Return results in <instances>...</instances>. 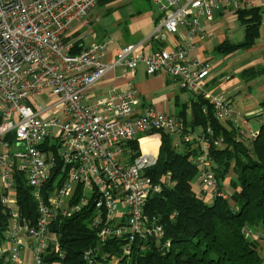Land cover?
I'll list each match as a JSON object with an SVG mask.
<instances>
[{
  "label": "built area",
  "instance_id": "2783aa9c",
  "mask_svg": "<svg viewBox=\"0 0 264 264\" xmlns=\"http://www.w3.org/2000/svg\"><path fill=\"white\" fill-rule=\"evenodd\" d=\"M151 1L158 12L153 31L104 62L106 45L93 43L76 51L67 36L97 0H0L1 203H16L13 191L21 179L31 188L40 213L32 228L20 224L13 228L6 257L10 263L20 264L21 255L24 261L28 253L32 262L44 264L42 254L47 242L57 248L56 239L45 229L58 209L69 217L91 206V225L97 229L98 241L123 240L125 256L133 254L134 246L141 250L148 238H162V226L144 213L148 197L158 191L145 174L155 165L156 156L140 153L129 161L124 150L137 135L175 133L178 124L150 108L138 110L136 90L130 85L93 104H86L84 95L108 72L125 69L132 73L143 62L148 75L165 73L187 91L203 96L210 66L191 52L207 39V25L225 12L255 10L259 33L264 37V0ZM169 37L175 39L168 48L153 52L147 48L152 42L163 45ZM40 97L49 99L50 105L39 104ZM206 100L219 124L231 119L225 96ZM202 113H207L206 108ZM205 133L210 136L212 132L207 128ZM256 136L238 127L236 141H252ZM202 141V153L193 160L199 168L197 184L205 198L226 199L211 171L208 145ZM55 147L59 148L67 177L42 203L40 192L50 179ZM76 188V204L68 207ZM4 252L0 250V257ZM58 257H62L61 252Z\"/></svg>",
  "mask_w": 264,
  "mask_h": 264
},
{
  "label": "trees",
  "instance_id": "16d2710c",
  "mask_svg": "<svg viewBox=\"0 0 264 264\" xmlns=\"http://www.w3.org/2000/svg\"><path fill=\"white\" fill-rule=\"evenodd\" d=\"M111 1L97 0L96 6H105ZM236 14L244 25V40L237 45L223 42L216 47L220 54L251 47L259 40L257 12L242 10ZM197 98L192 113L193 126L186 129L178 124L175 133L157 132L160 146L156 162L145 173L158 186V191L148 197L144 213L162 226V238H148L141 250L134 246L133 254L125 256L123 240L108 239L103 244L98 241L97 229L91 225V206L82 207L69 217L58 209L45 229L49 237L56 239L57 248L47 242L42 263L264 264L258 242L264 241V103L257 117L261 122L257 136L244 143L236 141L237 130L229 121L222 125L216 121L208 100ZM202 108H206V114L202 113ZM198 128L197 139L190 136L186 141V136L198 132ZM207 128L212 132L210 136L205 133ZM201 139L208 145L211 171L218 189H224L223 185L227 184L224 193L230 196L226 199L216 197L206 203L204 196L197 194L201 193L196 181L199 168L193 160L202 151ZM219 139L222 142L219 143ZM124 152L129 161L137 157L140 154L138 140L128 141ZM52 156L54 167L40 192L42 203L48 201L50 193L60 188L67 177L58 147L52 150ZM193 185L198 186L197 192ZM15 190L14 205L2 204L0 197V250H5L0 264H12L6 257L13 228L18 224L32 228L40 216L31 188L18 179ZM77 192L76 188L68 207L76 204ZM166 242L167 247L163 246ZM60 252L61 258L58 257Z\"/></svg>",
  "mask_w": 264,
  "mask_h": 264
},
{
  "label": "crops",
  "instance_id": "0c3cea01",
  "mask_svg": "<svg viewBox=\"0 0 264 264\" xmlns=\"http://www.w3.org/2000/svg\"><path fill=\"white\" fill-rule=\"evenodd\" d=\"M103 7L104 6H96L95 8ZM151 8L154 9V7L150 5V7L143 14H131L132 9L130 8V12L127 11L120 14V17L123 18L121 21L116 22L113 20L114 25H119L123 22H129L133 26L143 24L144 27L142 30H140L138 27L134 29L123 27L120 29L117 28L113 34H108L107 32L106 35L100 36V32L95 33L93 31L92 25H90L89 22L86 23L89 15L88 13L82 21L73 25L67 35L68 39L75 44L76 51L93 43L96 45H106V54L103 61L109 62L112 60L118 50L124 46L138 43L139 41L145 39L153 31L155 22L158 19V13L152 12ZM130 14L132 17L128 18ZM110 17H112V15H109L107 19ZM220 17L221 16H218L216 18ZM97 19L98 17L96 20ZM219 28L220 21L217 23H209L206 27V32L208 34L206 40L211 41L213 38V33L219 30ZM259 35V40L254 45L249 47L248 53L257 52L258 57L261 58L259 59L261 63L259 62L254 67L252 66L243 69V72L240 75L242 81L245 83L252 82L253 87H255L254 95H251L249 92V87L247 89L248 94H245L243 97L244 102H249L247 106H241L237 102V97L241 93L239 88H237L238 84L228 85L226 90L222 91L224 93L216 95L215 92L217 90L214 88L224 81L229 82L230 76L227 74V70L229 67L231 68L236 61L228 62L226 60H222L220 57L217 60L210 56L205 57L207 54L204 46L206 40L193 51L197 56L196 58L208 63L210 66L209 75L203 86V96H197L187 91L177 81L172 80V78H170L165 73L148 75L146 72V65L143 62H140L132 73L125 69H116L108 72L104 78H102L97 84H95L85 93L84 102L86 104H93L97 100L107 99L114 92L117 94L130 85L136 90L135 99L138 110L142 111L146 108H150L156 113L172 117L177 124H181L186 129H189L190 126H193L191 123L193 119L192 113L193 107L196 106V100L198 99L197 97L211 99L215 96L223 95L228 99L231 108L232 117L231 120H229V124L236 128L237 131L238 127L239 129L246 131V134L258 133L259 127L258 129H254L253 126H250V123L259 124L257 117L261 112V105L264 103V37L261 36L260 33ZM174 39V37H169L163 45L169 47ZM222 43L223 41L220 42V44ZM156 46L157 43L152 42L147 48L153 52L157 50ZM216 47L214 48L215 52ZM216 53L219 54L218 52ZM243 87L246 88V86ZM185 92L189 93L191 97H184ZM199 132L200 129L196 133L187 135L185 140L187 141L190 136L197 139ZM135 138L139 142L140 153H149L157 157L160 146V136L157 132L151 131L149 133L137 135ZM201 144L203 150V141H201ZM193 146H195V144ZM226 187L227 184L225 183L223 185L224 190H227ZM204 201L206 203H210L212 200L205 198ZM258 242L259 252L264 258V241L258 240ZM29 256V254L24 255V260L27 261V263L29 261Z\"/></svg>",
  "mask_w": 264,
  "mask_h": 264
},
{
  "label": "rangeland",
  "instance_id": "374dc122",
  "mask_svg": "<svg viewBox=\"0 0 264 264\" xmlns=\"http://www.w3.org/2000/svg\"><path fill=\"white\" fill-rule=\"evenodd\" d=\"M151 0H112L109 4L105 5L103 8H93L88 15V18L86 20V23H90V25H92L93 31L96 32H100L99 35H106V33L108 32V34H113L114 31L123 27H128V28H140V30L143 29V24L138 25V26H133L132 24H130L129 22H123L119 25H114L113 24V20L118 22L121 21L123 18L120 17V14L123 12H130V8L132 9L131 14H136V13H141L143 14L149 7L150 5H152L153 8H151L152 12H157V8L156 6L151 3ZM150 3V5H149ZM127 7V8H126ZM109 11V12H107ZM106 13V14H104ZM158 13V12H157ZM129 15L128 18H131L132 15ZM106 15V16H104ZM109 15H112V17H110L109 19H107L109 17ZM98 17V19L96 20V18ZM234 18V19H232ZM237 18V19H235ZM220 21V28L219 30H217L216 32L213 33V38L211 41L206 40V42L204 43L205 49L207 51V54L205 55V57H212L215 60L219 59V57L222 60H226L228 62L230 61H236L235 64H233V66L227 70V74L230 76L229 82L228 81H224L222 83H220L218 86H216L214 89H216L217 91L215 92L216 95L217 94H221L224 93L222 91L226 90V87L228 85L231 84H238L239 90L241 91L240 95L237 97V102L238 104H240L241 106H247L249 104L248 101H243V97L245 94H248L247 89L250 87L249 92L251 93V95L255 94V87H253V83L249 82V83H245L244 81L241 80L240 75L243 72L242 70L245 68H249V67H254L256 66L259 62L261 63V61L259 59H261L260 57H258V53L257 52H252V53H248V49L249 47H240L238 50L232 52V53H228L225 55L222 54H217L214 51V48L220 44V42H226L228 44H232V45H237V44H241L244 40V25L241 23L238 14L233 13L232 12H225V14L223 16H221L220 18L216 19L213 22H218ZM262 36V35H261ZM203 43V42H202ZM202 43L198 44L197 46H195V49L200 46ZM157 50L159 49H166L168 47H166L165 45H157ZM194 49V50H195ZM156 50V51H157ZM193 50V51H194ZM192 51V52H193ZM191 55L194 57H197L194 52ZM233 54V55H230ZM243 86H246V88H244ZM191 97V95L187 92H185L184 97ZM38 102L39 104L43 105L44 107H48L50 105V100L49 99H45L43 97L38 98ZM234 112V111H233ZM254 122V121H253ZM260 122V120H259ZM263 122V121H262ZM261 123L257 124V123H250V126H253L254 129H258V127L260 126ZM172 138H175V135H172ZM193 189L195 192L198 191V187L196 185H193ZM200 194L202 196V194L200 193V191L197 193ZM230 196L229 194H226V198H228ZM205 200V197L203 198ZM250 234V233H249ZM251 235V234H250ZM22 255H21V262L20 264H26L27 261H23L22 259ZM33 259V257H32ZM32 260L31 257L29 256V261L28 264H31Z\"/></svg>",
  "mask_w": 264,
  "mask_h": 264
},
{
  "label": "bare ground",
  "instance_id": "6f19581e",
  "mask_svg": "<svg viewBox=\"0 0 264 264\" xmlns=\"http://www.w3.org/2000/svg\"><path fill=\"white\" fill-rule=\"evenodd\" d=\"M13 193H15V197H17V195H16V190H14Z\"/></svg>",
  "mask_w": 264,
  "mask_h": 264
}]
</instances>
